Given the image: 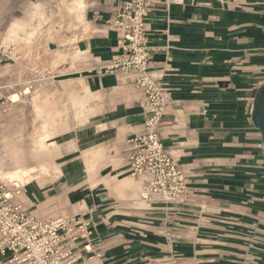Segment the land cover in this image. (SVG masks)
I'll return each instance as SVG.
<instances>
[{"label": "crops", "instance_id": "0c3cea01", "mask_svg": "<svg viewBox=\"0 0 264 264\" xmlns=\"http://www.w3.org/2000/svg\"><path fill=\"white\" fill-rule=\"evenodd\" d=\"M149 3L148 71L169 99L159 137L185 175L186 195L142 199L141 180L128 174V140L147 115L143 93L121 71H98L123 54L120 33L109 24L119 0H0L8 38L24 26L13 21L18 10L23 16L36 6L55 19L51 40L0 41L8 57L1 60L11 64L0 71V123H16L11 114L18 106V123H36L32 111L53 120L67 112L51 123H71L58 140L59 178L27 187L17 199L35 216L54 206L82 222L76 250L86 257L92 253L82 246H90L102 264H264V144L257 123L264 0ZM48 60L51 72L33 71ZM15 79L37 81L35 92L15 89ZM36 169L30 180L41 174Z\"/></svg>", "mask_w": 264, "mask_h": 264}, {"label": "built area", "instance_id": "2783aa9c", "mask_svg": "<svg viewBox=\"0 0 264 264\" xmlns=\"http://www.w3.org/2000/svg\"><path fill=\"white\" fill-rule=\"evenodd\" d=\"M149 0H119L109 24L119 31L123 54L102 65L99 72L121 71L143 93L147 115L140 132L129 138L130 175L141 180L142 199L182 200L186 179L172 161L159 137V121L168 103L165 86L148 71L146 25ZM24 190L13 183L0 182V264H102L100 254L83 256L76 250L84 236L82 222L69 215L42 218L33 215L17 197Z\"/></svg>", "mask_w": 264, "mask_h": 264}, {"label": "rangeland", "instance_id": "374dc122", "mask_svg": "<svg viewBox=\"0 0 264 264\" xmlns=\"http://www.w3.org/2000/svg\"><path fill=\"white\" fill-rule=\"evenodd\" d=\"M36 8V6L30 7L25 10L24 15L20 16L19 10L17 14H14V20L20 19L24 23L19 31L16 32L13 38L7 37L8 28L11 24L6 27V22L9 17H5L4 14L0 15V41H21V40H38L44 42L53 38V18L51 12H45L44 10ZM4 21V22H3ZM33 31L30 35L28 32ZM2 55L0 52V60ZM4 60L0 62V71H10V63L3 64ZM20 61V60H19ZM4 65V66H3ZM20 65V64H19ZM18 68V67H17ZM33 71L51 72V69L40 66ZM4 79L0 85L4 83ZM15 89L17 88H28L25 90L26 93L29 90H33L34 93L37 87V81H28L27 79H15L12 81ZM30 88V89H29ZM19 96L10 99H16ZM79 105V100H78ZM79 107V106H78ZM19 106L13 110L11 118L16 123H0V182L13 183L8 176V173L14 172L18 167H36L41 171L38 178L32 179L29 182H25L23 185H19L24 189L29 186H35L36 183L49 184L55 179L59 178L60 159L64 157V152L61 151L59 143L60 135L68 131L71 123H51L55 119L67 118L69 115L67 112L62 116L45 117V113L32 111L29 113V119L33 118L36 123H18L17 120L23 119L22 113L19 110ZM5 109L1 110L4 113ZM51 114V113H49ZM80 113L77 112V116ZM3 119V117H0ZM26 118V117H25ZM48 119L49 122L38 123L37 120ZM80 125L82 123H76ZM129 174V173H128ZM130 175V174H129ZM15 184V183H14ZM25 193V192H24ZM22 192L18 195V198L23 197ZM61 210L51 207H45L36 211L38 217H51L56 215H65L60 213Z\"/></svg>", "mask_w": 264, "mask_h": 264}, {"label": "bare ground", "instance_id": "6f19581e", "mask_svg": "<svg viewBox=\"0 0 264 264\" xmlns=\"http://www.w3.org/2000/svg\"><path fill=\"white\" fill-rule=\"evenodd\" d=\"M80 11V8L78 10V13ZM77 21H79V17L77 16ZM43 67H46L48 69H51L52 62L51 60H48L45 64L42 65ZM17 97V95H12V98ZM38 174V171L36 168H17L14 172L8 173L6 176L9 177V179L15 183V185H23L25 182H28L32 177L36 176Z\"/></svg>", "mask_w": 264, "mask_h": 264}, {"label": "water", "instance_id": "95a60500", "mask_svg": "<svg viewBox=\"0 0 264 264\" xmlns=\"http://www.w3.org/2000/svg\"><path fill=\"white\" fill-rule=\"evenodd\" d=\"M257 123H258L259 130L261 132L263 144H264V89L261 93L259 104H258Z\"/></svg>", "mask_w": 264, "mask_h": 264}]
</instances>
